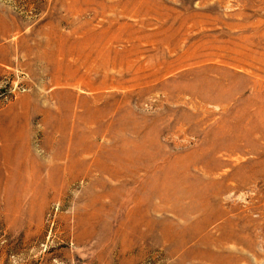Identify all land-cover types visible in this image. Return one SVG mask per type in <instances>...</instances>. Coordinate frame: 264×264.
I'll return each mask as SVG.
<instances>
[{
  "label": "rangeland",
  "instance_id": "374dc122",
  "mask_svg": "<svg viewBox=\"0 0 264 264\" xmlns=\"http://www.w3.org/2000/svg\"><path fill=\"white\" fill-rule=\"evenodd\" d=\"M0 264H264V0H0Z\"/></svg>",
  "mask_w": 264,
  "mask_h": 264
},
{
  "label": "crops",
  "instance_id": "0c3cea01",
  "mask_svg": "<svg viewBox=\"0 0 264 264\" xmlns=\"http://www.w3.org/2000/svg\"><path fill=\"white\" fill-rule=\"evenodd\" d=\"M68 113H69V110H68Z\"/></svg>",
  "mask_w": 264,
  "mask_h": 264
}]
</instances>
